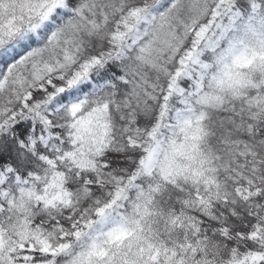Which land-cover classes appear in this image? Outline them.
Segmentation results:
<instances>
[{
	"label": "snow or ice",
	"instance_id": "snow-or-ice-1",
	"mask_svg": "<svg viewBox=\"0 0 264 264\" xmlns=\"http://www.w3.org/2000/svg\"><path fill=\"white\" fill-rule=\"evenodd\" d=\"M0 264H264V0H0Z\"/></svg>",
	"mask_w": 264,
	"mask_h": 264
}]
</instances>
